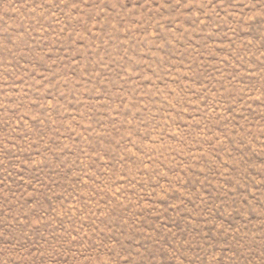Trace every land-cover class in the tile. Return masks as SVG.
<instances>
[{"label":"rangeland","instance_id":"1","mask_svg":"<svg viewBox=\"0 0 264 264\" xmlns=\"http://www.w3.org/2000/svg\"><path fill=\"white\" fill-rule=\"evenodd\" d=\"M0 264H264V0H0Z\"/></svg>","mask_w":264,"mask_h":264}]
</instances>
